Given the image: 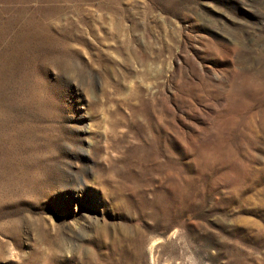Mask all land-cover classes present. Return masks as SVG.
<instances>
[{
	"label": "rangeland",
	"instance_id": "374dc122",
	"mask_svg": "<svg viewBox=\"0 0 264 264\" xmlns=\"http://www.w3.org/2000/svg\"><path fill=\"white\" fill-rule=\"evenodd\" d=\"M0 264H264V0H0Z\"/></svg>",
	"mask_w": 264,
	"mask_h": 264
}]
</instances>
